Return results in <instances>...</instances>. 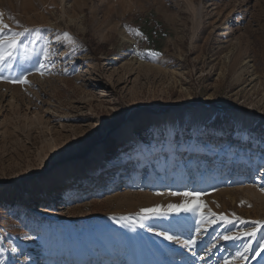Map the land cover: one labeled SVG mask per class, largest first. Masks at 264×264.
<instances>
[{
	"label": "rangeland",
	"instance_id": "1",
	"mask_svg": "<svg viewBox=\"0 0 264 264\" xmlns=\"http://www.w3.org/2000/svg\"><path fill=\"white\" fill-rule=\"evenodd\" d=\"M0 13L9 25L5 35L32 30L20 38L15 58L0 65V264L264 261V227L255 239L243 235L251 221H264V0H0ZM137 32L139 54L128 44ZM63 33L75 41V51ZM21 73L28 83L10 82ZM169 117L184 126L189 145L205 125L219 122L222 136L212 145L216 152L229 149L219 157L216 152L203 156L210 158L207 172L221 180L193 189L207 206L199 225L195 212L140 220L143 208L186 199L162 197L169 186H174L169 193L193 191L187 181L179 186L166 177L176 169L174 162L166 168L160 193L147 197L148 187L133 184L157 170L151 158L133 168L143 151L137 142L154 139L155 129ZM129 126L130 147L137 153L126 157L122 178L107 193L112 176L98 158L109 160L114 149H123L117 135ZM176 131L170 127L172 135ZM212 131L202 133L208 137ZM233 133L247 141L238 153ZM160 142L145 144L140 157L154 153L163 166L167 152ZM248 149L255 161L228 184L235 157ZM178 154L183 167L187 152ZM59 167L74 175L54 194ZM189 174L182 176L194 182ZM50 197L53 203L47 202ZM209 210L217 215L209 216ZM219 214L233 223L225 225ZM213 219L215 224L208 222ZM224 235L240 239L224 240ZM190 237L196 238L195 247H183ZM16 242L19 251L13 252Z\"/></svg>",
	"mask_w": 264,
	"mask_h": 264
},
{
	"label": "bare ground",
	"instance_id": "2",
	"mask_svg": "<svg viewBox=\"0 0 264 264\" xmlns=\"http://www.w3.org/2000/svg\"><path fill=\"white\" fill-rule=\"evenodd\" d=\"M123 40L128 41L127 38H124ZM108 64H105V65H108ZM209 112H212V111H208L207 113H209ZM217 118L218 117L216 115L213 117L215 122H216ZM163 120H164V122L162 124H160V126H158L154 131L155 132L154 139H153V137H151L148 140L146 139L145 142L141 141V140H139L137 142L138 145L140 147H142L143 151H141V153H137L136 151H132V148L130 147L132 144V141H133V136H132V130L129 126V127H126L124 130H122L119 133V135H117V140H118L117 146L123 147V149L120 152L118 151V149H114L113 153H112V158L109 160L104 161L101 157L98 158V161L104 162L103 167H106L107 172L106 171L105 172H106V174H108L107 176H109V175L112 176V177L108 178L107 184L109 185L111 183L113 186V189L111 191H109L110 190L109 187L106 188L108 190L107 193H112L113 190L115 189L116 181H119V179L122 178L121 175H122L124 169L126 168L127 164L125 162V159L129 154L133 155V153H137L139 155V156L135 157L132 161V162H134V164H133L134 169L139 166L138 162L143 160V159L148 160L149 158H151V160H149V162H150L149 164H151V163L156 164L155 167L157 170H155L154 173L148 172L147 175L142 179V181H139V182L134 181V183H133L135 185L139 184L136 188H143L145 186L148 187L150 189V193L145 194L147 197L151 196V193H153V192L154 193H156V192L160 193V190L162 189V187H160V185H162L164 183V179H165L164 174L167 171L166 168L169 167L168 165H171L173 162H174L173 168H176V169L168 171L167 176H166V177H169V176L171 177L173 184H178L179 186H181V185H185L186 181H187V184L189 186H191L190 190H193L194 188H198V187H200V188L202 187L204 189L207 185L206 184L207 182H211L212 184H218V182L221 180V177L216 172H213V173L207 172L206 168L209 165L206 162H209L210 158L205 159L203 156L205 153H209V155L210 154L212 155V153L216 152L217 148L214 147V145H212V144L222 136V133H221L222 132L221 131L222 125L219 122H217V124H215L211 127L209 126L210 123H208L204 127L201 125L203 127V129L206 130L207 132L208 131L210 132L213 130L212 132L214 133V135L205 137L202 133L204 130H202L198 134V137H197L198 141H196V143H194V144L189 145L190 141L187 140L185 137V135L187 134L186 133L187 131H184L183 125H179V122L174 120V118H172V117L164 118ZM156 125H154V126H156ZM238 125L241 126L240 124H238ZM169 126L171 127V129L177 130L176 132H174L175 135H172L170 133V127ZM197 131H199V129L195 130V132H197ZM233 135L237 136V140L234 141L232 144V146L235 147V149H233V150H234V152L241 151V148L247 143V141H246V139H243V135H240L238 133L237 134L233 133ZM158 139L161 141L160 143L163 146L164 150L162 149V151L167 152V155H165V157L167 158V161L165 162V164L163 166H162V162H160V159H158V157H155L154 153H151V154L149 153V156H147L146 155L147 153H145L146 156L144 155V157H140V154H142V152H144V151L147 152L148 147L145 144H148L150 142L153 143L154 141H157ZM174 140H176L175 141L176 143L172 147V142H174ZM200 146H204L205 150L201 149V151L197 152L196 150H199ZM226 148H227V146H226ZM168 150H171V152H173V154H169ZM179 150H183V152H187V156L185 157L186 163H185V166H183V167H181L178 164V162H181V159H180L179 154H178ZM227 150H229V149L224 150L220 147V150H218L216 152L215 156L219 157L220 155H222V153H226ZM195 152L201 154L199 158L196 156ZM252 155H253L252 149H248L247 153L238 154V156L235 157L233 164L231 165V167L229 168V171L227 173L229 176L228 184L229 183L231 184V183L237 181V175H236L237 172H239L241 169H243L246 165H249V166L252 165V162L255 161V159L250 158V156H252ZM217 161H219V160H217ZM146 162H148V161H146ZM143 163L144 162H142L141 165ZM111 165H113L114 168H110ZM211 166L212 165H210V167ZM150 167L151 166H148V169H150ZM99 170H100L99 165L97 163H95L94 170H93V174H94L93 176H95L94 181H97L100 178V176H97L98 173L100 172ZM120 170H122V171L119 173ZM190 171H193V172H190ZM185 172L190 173V174H194L192 178L193 179L195 178L196 180L194 182H191V181L188 182L190 176H186V179H185L184 175L182 176V173H185ZM73 173H74V171L72 169H65L63 167H59L55 171L56 180L53 182V185H55L54 187H56V188H54V190H55L54 194L57 193V191L60 188V185H63L64 183H69L70 179L73 178L72 177L74 175ZM132 176H133L132 180H135V178H136L135 177L136 176L135 170L132 171ZM124 178H125V176H123V179ZM120 184L122 185L123 181ZM67 187L68 186H66L64 188V190H66ZM127 187H129V188L132 187V184L128 185ZM173 187H174L173 185L169 186V189L166 190L165 192H163L164 195L162 197H165V195L166 196L170 195L169 192L171 191V189ZM162 194H160V195H162ZM66 196H68V194ZM178 196L179 195H177L176 198H178ZM179 199H180V197H179ZM47 202L53 203L54 200L52 199V197H50L47 199ZM30 203L31 202L29 201L28 204H30ZM152 225H153V223H152ZM38 229L40 230V228L34 226V230H38ZM195 232H196V229H195ZM12 251L13 252L19 251V243L18 242H16L13 245ZM259 264H264V261H262Z\"/></svg>",
	"mask_w": 264,
	"mask_h": 264
},
{
	"label": "snow or ice",
	"instance_id": "3",
	"mask_svg": "<svg viewBox=\"0 0 264 264\" xmlns=\"http://www.w3.org/2000/svg\"><path fill=\"white\" fill-rule=\"evenodd\" d=\"M3 14L0 13V65H3L4 62L14 59V53L20 46V38L24 37L27 33L31 32L32 30L24 28L21 32H15L11 31L8 35L4 34V30L9 28V25L3 22L2 19ZM11 19V17H9ZM139 35V33H136ZM65 41L68 42V44L72 45V51H75V41L70 37L68 33L61 34ZM57 40H60V36H57ZM45 57L48 55V49H45ZM158 55V54H153ZM10 66V65H9ZM44 64H40V67L37 69L38 72H40L41 75H43V72L40 71V69L44 68ZM2 70V69H0ZM14 83H28L26 76L24 73H21L19 77H16L14 80L10 81ZM264 167V165H262ZM261 190H264L262 188ZM173 196L180 195L182 197H185L186 199L182 200L179 204H173L169 203L166 206L162 205H156L154 207L150 208H143L140 210L139 216L140 220L144 221L151 218H167L168 215L176 214L179 215L180 213H192L195 212L197 215L196 223L197 225L202 224L205 222V215H204V209L207 207L206 204L200 199L202 193L198 191H183V192H173L170 193ZM209 216L215 217L217 214L212 213L209 210ZM123 219H127V217H122ZM235 220H239V217H234ZM219 220L223 221L225 225L233 223V220L228 219L227 216L224 214H219ZM209 223L215 224L216 220H210ZM242 223H249L245 221H241ZM252 227L250 231L244 232L243 235L245 236H251L253 239L256 238L257 232L261 229V227H264V221H251L250 222ZM140 227H144V224L141 222ZM152 231V229H149ZM156 235L162 236L165 240L173 241L174 237L172 235H169L167 232H155ZM224 240H239V235H224L222 237ZM261 240L264 241V237H261ZM176 242H179L178 239ZM197 243V240L195 237H190L188 240H185L182 243L183 247L188 248H194ZM244 252L247 253L250 251V247L248 243H245ZM262 247H264V244H262ZM200 259H203V257H200ZM225 264H228L226 261Z\"/></svg>",
	"mask_w": 264,
	"mask_h": 264
},
{
	"label": "built area",
	"instance_id": "4",
	"mask_svg": "<svg viewBox=\"0 0 264 264\" xmlns=\"http://www.w3.org/2000/svg\"><path fill=\"white\" fill-rule=\"evenodd\" d=\"M131 38L132 40L128 42V44L134 52L139 54L142 38L138 35H136L134 38L133 37Z\"/></svg>",
	"mask_w": 264,
	"mask_h": 264
}]
</instances>
